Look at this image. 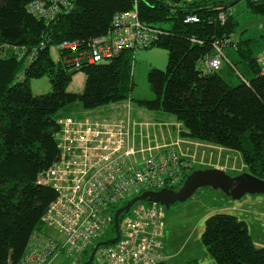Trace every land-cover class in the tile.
Listing matches in <instances>:
<instances>
[{
	"label": "trees",
	"instance_id": "16d2710c",
	"mask_svg": "<svg viewBox=\"0 0 264 264\" xmlns=\"http://www.w3.org/2000/svg\"><path fill=\"white\" fill-rule=\"evenodd\" d=\"M218 1L230 3L196 0L171 7L163 0H139L141 19L165 30L148 48L167 50L168 65L149 71L155 97L138 104L173 115L182 125L183 136L239 153L247 171L264 179V74L257 61L264 49V33L258 37L239 34L233 14L222 23L214 7ZM28 3L0 0V47L16 45L27 50L22 59L13 53L0 58V264H16L34 231L51 233L43 217L57 193L41 183L40 176L59 158L54 136L60 128L59 111L76 102L93 110L129 100L134 55L140 50H125L109 63L84 65L80 70L86 75L85 89L71 92L68 87L78 70L55 59L52 48L65 40L89 41L106 33L114 15L133 9L134 0H75L73 9L50 23L31 14ZM247 4L250 12L264 16V0H247ZM189 11H196L200 21L184 23ZM170 21V29L159 25ZM232 33L239 34V44L233 57L227 55L231 64L223 67L228 65L235 72L237 84L222 75L223 67L207 72L201 64L214 53L215 39ZM30 55L33 58L28 60ZM44 76L51 90L35 94L32 80ZM201 240L211 264H264V245L256 243L248 223L235 214L216 212L208 217ZM165 243L166 239L163 251L167 255ZM91 253L86 251V261ZM158 264H167V259Z\"/></svg>",
	"mask_w": 264,
	"mask_h": 264
},
{
	"label": "built area",
	"instance_id": "2783aa9c",
	"mask_svg": "<svg viewBox=\"0 0 264 264\" xmlns=\"http://www.w3.org/2000/svg\"><path fill=\"white\" fill-rule=\"evenodd\" d=\"M171 1L170 6L177 7L196 0ZM74 3L75 0H29L27 9L50 23L60 13L73 9ZM224 8H217L222 23L233 14L231 7ZM183 20L186 24L197 23L200 16L196 11H189ZM164 31L141 19L139 0H134L133 9L114 15L112 27L106 33L89 41L65 40L53 48L57 50L58 59L80 70L86 64L109 63L125 50L146 49L158 41ZM238 44L237 33L215 39L214 53L206 55L201 62L203 69L218 71L225 63L231 64L225 49L236 48ZM10 53L18 59L27 56L26 47H0V58ZM32 58L30 55L28 60ZM257 61L264 74V49L259 51ZM59 125L54 135L59 158L40 176V182L57 193L43 217L51 233L34 231L16 264H84L88 247L95 246V241L112 225L113 237L116 236L115 214L122 207L118 205L123 199L136 197L145 190L180 186L198 161L197 152L190 153L187 148L181 150L179 142L160 146L163 150L157 153L153 151L159 147H136L135 128L123 121L67 117L61 118ZM180 126L181 123L179 131ZM162 206L156 202H137L122 213L119 239L99 247L91 264H158L166 260Z\"/></svg>",
	"mask_w": 264,
	"mask_h": 264
},
{
	"label": "rangeland",
	"instance_id": "374dc122",
	"mask_svg": "<svg viewBox=\"0 0 264 264\" xmlns=\"http://www.w3.org/2000/svg\"><path fill=\"white\" fill-rule=\"evenodd\" d=\"M173 4L171 0H163ZM237 1L231 6L235 20L239 22L237 31L239 34H244L246 37H258L264 33V16L250 12L247 0H230L229 2ZM181 4H185L182 2ZM227 4L216 2L214 7L221 8ZM172 21L166 24H159L170 29ZM238 34V33H237ZM238 34V35H239ZM234 48H226L228 54ZM57 57L58 54L55 53ZM168 65V52L159 46H153L148 49H140L134 55L133 66V83L134 87L131 92V98L118 102H112L94 110H85L79 102L71 103L63 107L58 116L73 117L84 120L90 117L93 121L112 120L119 116H128L129 110L127 104L138 108V100L153 99L155 97L152 91L148 74L153 67L166 69ZM222 72V75L232 84H237L239 78L229 66ZM86 76L81 70L73 72V81L68 87L71 92H82L85 89ZM32 89L35 94L47 93L51 90L50 80L47 76L32 80ZM114 120V119H113ZM183 132L180 126L179 137L185 140L181 145V150L187 148L190 153H196L198 161L195 164V169L199 168H222L230 175H238L246 172L247 168L239 153L212 144L204 143V146H197L196 141L191 138L181 135ZM179 139V138H178ZM199 142V141H198ZM177 148V146H175ZM205 149V150H201ZM193 170H190L192 172ZM256 195V196H255ZM259 194H246V197H258ZM134 196L127 197L122 200L118 207L125 205ZM239 201L228 198L220 189L212 187H202L196 190L191 198L184 202H177L170 207L162 206L165 210V237H166V253L167 264H211L212 258L206 250L201 236L205 230L206 220L213 214L212 212H224L226 210L233 211V205L230 204L223 207L224 201ZM257 200V199H256ZM148 204V203H146ZM117 207V208H118ZM229 213V212H228ZM114 234V225L110 230L95 243L103 239L111 238ZM92 246L88 247L91 253ZM87 254L84 255V261L87 260Z\"/></svg>",
	"mask_w": 264,
	"mask_h": 264
},
{
	"label": "crops",
	"instance_id": "0c3cea01",
	"mask_svg": "<svg viewBox=\"0 0 264 264\" xmlns=\"http://www.w3.org/2000/svg\"><path fill=\"white\" fill-rule=\"evenodd\" d=\"M52 53L55 59L59 58L58 56L57 57L55 56V53L56 54L58 53L57 50H55L54 48H52ZM234 54L235 51L231 50L230 52H228L227 55L229 57L230 56L233 57ZM226 66L227 65H225L222 68L221 72L227 69ZM127 108L129 112H131L128 114V116H119L113 118L114 120L112 119V120H103V121H109V122L123 121L129 124L130 126L134 127L136 133L133 139L136 147L145 148V149L159 147V149H154L153 151V153H157L158 151L163 150L160 148V146L164 147L165 145H172L177 142L183 145V141L181 137H179L180 135H179L178 124L180 122L177 121V119L173 115L163 113L160 111H152L146 109L141 105H139L138 108H134L131 106L130 103L127 104ZM62 118H67V117H62ZM85 119H91V118L86 117ZM192 140L198 142L197 140L194 139ZM199 143L201 145H197L198 147L204 146L203 142H199ZM201 150H205V149L201 148ZM253 198L254 197H246L245 199L239 201L226 200L224 201L225 204L222 206L226 207L232 204L233 211L226 210L224 212L235 214L240 219L246 221L250 226L251 233L256 243L258 245H264V194L255 197V200ZM212 213L214 214L216 212H212Z\"/></svg>",
	"mask_w": 264,
	"mask_h": 264
},
{
	"label": "water",
	"instance_id": "95a60500",
	"mask_svg": "<svg viewBox=\"0 0 264 264\" xmlns=\"http://www.w3.org/2000/svg\"><path fill=\"white\" fill-rule=\"evenodd\" d=\"M237 1L227 3L226 6L234 5ZM202 187H212L220 189L234 200H240L246 194H264V179L254 176L246 171L238 175H230L224 169L207 168L196 169L186 178L184 184L179 189L162 188L160 190H146L140 195L129 200L124 206L120 207L115 214V233L116 236L98 242L92 251L90 258L84 264H91L97 249L102 245H109L119 239L120 216L129 210L136 202L149 200L165 205L167 208L177 202H184L191 198L193 194Z\"/></svg>",
	"mask_w": 264,
	"mask_h": 264
}]
</instances>
